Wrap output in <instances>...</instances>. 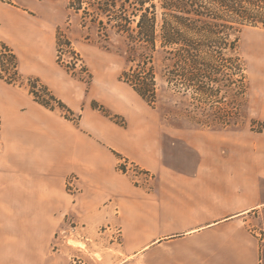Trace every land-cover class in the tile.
I'll use <instances>...</instances> for the list:
<instances>
[{
  "label": "crops",
  "instance_id": "1",
  "mask_svg": "<svg viewBox=\"0 0 264 264\" xmlns=\"http://www.w3.org/2000/svg\"><path fill=\"white\" fill-rule=\"evenodd\" d=\"M1 43L22 75L48 80L8 0ZM0 117V264H69L52 245L72 224L120 229L123 264H264V157L223 155L211 132L124 129L90 112L75 125L1 76ZM122 159L149 178L121 172Z\"/></svg>",
  "mask_w": 264,
  "mask_h": 264
},
{
  "label": "rangeland",
  "instance_id": "2",
  "mask_svg": "<svg viewBox=\"0 0 264 264\" xmlns=\"http://www.w3.org/2000/svg\"><path fill=\"white\" fill-rule=\"evenodd\" d=\"M8 1L18 7L22 24L36 32L37 55L43 54L39 61L46 64L49 76L44 80L20 73L22 77L16 79L22 84L14 86L30 92V85L38 79V89L47 86L73 112L58 107L55 111L65 119L80 126L83 116L90 112L124 129L154 125L170 131L211 132L213 140L221 143L223 155L264 157V27H247L240 34L237 53L246 64L249 86L245 95L240 94L239 83H234V92L228 94L224 81L212 86L216 96L206 101L193 90L185 94L183 86H176L181 78L168 87L163 79L166 69L162 56L157 54L154 65L159 95L155 104H149L122 79L126 69L136 66L126 60L125 38L112 34L107 42L95 30L84 28L80 19L83 12L76 15L69 7L70 0ZM160 2L155 0L159 14ZM18 62L21 64L20 59ZM4 76L11 78V74ZM225 122L229 124L226 128L221 126ZM77 225L56 230L54 256L63 253L69 264L122 263L116 260L121 256V238L115 235L118 228Z\"/></svg>",
  "mask_w": 264,
  "mask_h": 264
},
{
  "label": "trees",
  "instance_id": "3",
  "mask_svg": "<svg viewBox=\"0 0 264 264\" xmlns=\"http://www.w3.org/2000/svg\"><path fill=\"white\" fill-rule=\"evenodd\" d=\"M69 7L76 15L83 12L82 26L95 30L104 41L109 42L112 34L125 38L126 60L136 66L126 69L122 79L149 104H155L159 95L157 54L162 56L168 87L181 78L176 86H183L185 94L193 90L206 101L216 96L212 86L220 81L227 84L228 94L234 92V83H239L240 94L248 90L246 64L237 50L245 28L264 27V0H161L160 14L155 0H70ZM0 59L1 77L11 74L4 79L20 83L18 58L4 43ZM35 80L30 94L36 102L52 111L59 107L73 113L47 86L38 89L39 80ZM225 123L221 126L226 128L229 124Z\"/></svg>",
  "mask_w": 264,
  "mask_h": 264
},
{
  "label": "built area",
  "instance_id": "4",
  "mask_svg": "<svg viewBox=\"0 0 264 264\" xmlns=\"http://www.w3.org/2000/svg\"><path fill=\"white\" fill-rule=\"evenodd\" d=\"M1 119H0V132H1ZM118 169L123 172V173H130L132 174L133 176L135 177H144V178H149V173L140 169L138 166L128 162L127 160L125 159H122L119 166H118ZM75 182H76V178H72L70 180V184H69V187H70V190L71 191H74V190H77L75 188ZM115 235L117 236V238L120 237L121 235V230L120 229H116L115 231ZM263 239H264V236H261Z\"/></svg>",
  "mask_w": 264,
  "mask_h": 264
}]
</instances>
